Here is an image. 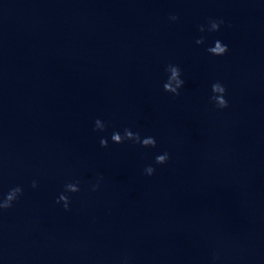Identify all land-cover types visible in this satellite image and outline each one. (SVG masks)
Listing matches in <instances>:
<instances>
[{
	"label": "water",
	"instance_id": "1",
	"mask_svg": "<svg viewBox=\"0 0 264 264\" xmlns=\"http://www.w3.org/2000/svg\"><path fill=\"white\" fill-rule=\"evenodd\" d=\"M125 128L156 147L114 144ZM17 186L0 264H235L263 246L264 0H0V199Z\"/></svg>",
	"mask_w": 264,
	"mask_h": 264
},
{
	"label": "clouds",
	"instance_id": "2",
	"mask_svg": "<svg viewBox=\"0 0 264 264\" xmlns=\"http://www.w3.org/2000/svg\"><path fill=\"white\" fill-rule=\"evenodd\" d=\"M172 21L177 20L178 18L175 16L170 17ZM224 22L222 20L216 21V20H211L209 21V32H218L220 30L221 25ZM199 31L201 33L205 32V27L203 25L199 26ZM204 38H200L196 40L197 45H203L204 44ZM208 53L213 55V56H223L228 52V47L227 45H224L221 41L217 40L214 42L213 47H209L207 49ZM166 72L169 74L168 75V80L167 82L164 83L163 89L165 92L172 94L173 96H179L180 92L179 90L183 87L184 81L181 79V70L178 66L176 65H168L166 68ZM212 97L211 101L215 104V106L218 109H225L227 108L228 102L224 98L226 95V89L224 86L217 82L212 85ZM105 130V125L97 119L95 121V128L94 131H104ZM111 140L114 144H123L125 142H132L134 144H139L143 148H155L156 147V140L154 137H147V138H141L140 134L133 133L130 129L125 128L123 135H121L119 132H113L111 136ZM100 146L102 148H107L108 147V141L105 138H102L100 140ZM169 154L167 152L157 155L155 158V164L156 165H164L168 162L169 160ZM144 174L146 176H153L155 174V168L152 166H147L144 169ZM103 180V177H99L98 181L95 185L92 186V191H97L99 189V182ZM32 187L35 189L37 187V184L35 181L32 183ZM64 191L66 193H71V194H76L80 191L79 188V181H76L75 183H68L65 185ZM23 194V189L20 186H17L15 188H12L8 191V193L3 196L2 199H0V210H7L10 209L13 205L14 202L18 200V198ZM57 204H63L65 211L69 210V204H70V199L67 195L64 193H61L58 199L56 200ZM214 259H218V257H214Z\"/></svg>",
	"mask_w": 264,
	"mask_h": 264
}]
</instances>
